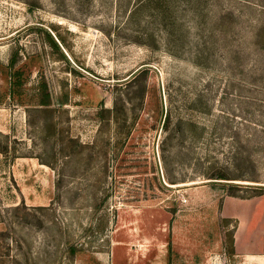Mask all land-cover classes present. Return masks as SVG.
I'll return each mask as SVG.
<instances>
[{"label": "rangeland", "instance_id": "1", "mask_svg": "<svg viewBox=\"0 0 264 264\" xmlns=\"http://www.w3.org/2000/svg\"><path fill=\"white\" fill-rule=\"evenodd\" d=\"M0 80V264L144 236L235 264L222 196H264V0H0Z\"/></svg>", "mask_w": 264, "mask_h": 264}, {"label": "crops", "instance_id": "2", "mask_svg": "<svg viewBox=\"0 0 264 264\" xmlns=\"http://www.w3.org/2000/svg\"><path fill=\"white\" fill-rule=\"evenodd\" d=\"M2 81L0 86L2 88ZM0 133L7 129L13 111L0 109ZM5 124V126H4ZM1 155V154H0ZM19 159V158H18ZM220 215L235 222L233 248L235 264H264V196L242 199L223 195ZM162 240V239H161ZM177 237L162 240L158 237H124L113 241L108 264H191L189 255L196 251L199 260L205 256L203 238Z\"/></svg>", "mask_w": 264, "mask_h": 264}, {"label": "trees", "instance_id": "3", "mask_svg": "<svg viewBox=\"0 0 264 264\" xmlns=\"http://www.w3.org/2000/svg\"><path fill=\"white\" fill-rule=\"evenodd\" d=\"M19 74H18V70L17 71H14L13 73H12V77L14 76L15 77V79H20L19 78V76H18ZM20 85V81H18V82H16L15 80H14V83L12 82V84H11V86H10V88L12 89V94L14 93L13 92V89L15 88V86H19ZM43 89H45V86H41V90L43 91ZM41 105H45V106H47V105H49V99H48V96L46 97V100L45 101H43L42 103H41ZM1 152V151H0ZM231 187H233V186H231ZM263 194V193H262ZM229 195H231V194H229ZM231 196H233V195H231ZM233 251H234V248H233V239L231 240V248H230V254H233Z\"/></svg>", "mask_w": 264, "mask_h": 264}]
</instances>
